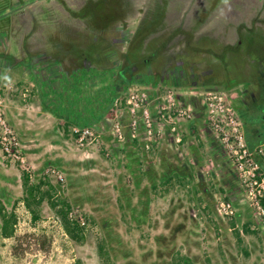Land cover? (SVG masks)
Returning a JSON list of instances; mask_svg holds the SVG:
<instances>
[{
  "label": "rangeland",
  "instance_id": "374dc122",
  "mask_svg": "<svg viewBox=\"0 0 264 264\" xmlns=\"http://www.w3.org/2000/svg\"><path fill=\"white\" fill-rule=\"evenodd\" d=\"M204 6H264V0H0L1 98L30 170L0 150V201L17 216L15 237L0 234V264H102L100 245L109 264H182L185 257L192 264H264V216L246 202L222 146L225 171L211 170L202 182L210 198L183 201L187 181L174 179L178 192L160 185L166 170H140L138 155L113 137L107 121L112 102L126 87L140 84L150 91L142 78L155 81L158 92L177 89V83L159 84V78L173 69L183 74L186 56L192 55L213 71L202 88L224 91L242 120L254 117L263 127L264 28L246 31L240 45L202 28L187 34L189 15L194 12L197 21ZM248 61L252 75L240 69ZM111 83L124 88L116 89L99 121L87 124L101 131L102 147H78L63 132L65 119L47 108L92 113L97 94L109 99ZM234 87L241 99L230 97ZM256 158L264 168V155ZM47 167L60 170L64 182L44 175ZM23 172L71 205L69 216L85 226L82 243L67 235L47 199L32 220L23 202ZM153 183L162 193L151 201ZM223 199L236 207L232 217L218 213ZM245 224L254 232L245 233Z\"/></svg>",
  "mask_w": 264,
  "mask_h": 264
},
{
  "label": "crops",
  "instance_id": "0c3cea01",
  "mask_svg": "<svg viewBox=\"0 0 264 264\" xmlns=\"http://www.w3.org/2000/svg\"><path fill=\"white\" fill-rule=\"evenodd\" d=\"M215 7H202L201 18L197 19V21L193 20L195 17L194 12L189 15V21L185 25L186 33L192 34L193 28H202L205 33H213V38L217 37L226 42V38L230 37L232 39L230 43L240 45L245 36V39L248 38V35L245 33L246 31L255 30L256 28L262 30L264 28V6ZM192 11L194 10L192 9ZM178 64L182 65L183 63L179 62ZM243 66L240 68L243 73L252 75V69L249 68L251 66L253 68L254 65L248 61L244 62ZM186 68V70L184 69L185 72L181 71L185 73V76L183 75L184 73L179 75L178 71L173 69L170 72H166V78H159V84L162 82L163 86L165 85L164 87L168 84L169 86H173L174 83H177L176 86L180 92L177 97L182 101L189 102L193 108L192 116L188 119L181 120L177 125L178 132L181 135V141L177 142L175 134L168 128H164L160 136L151 143L150 149L144 148L140 139H129L127 144L130 154L138 155L137 167H140V170L144 172V170L149 171L152 169L153 173L166 170V175L158 180L160 185L166 183L168 186L167 190L175 189L174 191L178 192L179 188L174 187V179L177 178L180 183L185 180L187 181V192L183 195L184 198L182 197V200H190L192 202L197 200V202L203 201L205 203V195L208 197L210 194L209 188L203 186L202 183L205 173L215 171L218 174L223 169L225 171L224 159H221L220 155L221 145L206 119L204 108L197 94L198 86L202 88L209 84L205 75L212 74L211 72L213 71L210 68H206L201 58L192 55L186 56ZM195 68L197 69L195 70ZM258 69H262V67ZM262 74H264V70ZM142 81V84L152 85L150 88V91H152L150 99L155 100L160 93L157 91L155 81L148 82V79L145 78H142ZM188 84L190 85L189 87ZM235 88L237 87L233 88V99H241L242 91L236 92L234 90ZM242 121L244 123V132L248 144H251L253 147L260 144L264 137V125L263 127L262 125L259 126L255 122L254 117L243 119ZM146 172L143 175H146ZM221 176L225 178L224 175ZM157 185L153 183L151 186L153 187L154 193L150 197L151 201H154L155 197L162 193H156ZM225 185L229 189V182L226 181L223 186Z\"/></svg>",
  "mask_w": 264,
  "mask_h": 264
},
{
  "label": "built area",
  "instance_id": "2783aa9c",
  "mask_svg": "<svg viewBox=\"0 0 264 264\" xmlns=\"http://www.w3.org/2000/svg\"><path fill=\"white\" fill-rule=\"evenodd\" d=\"M199 90L197 94L201 96L206 119L235 168L246 202L259 216H264L261 203L264 196V168L256 158L264 155V137L260 144L249 147L243 122L224 91L215 88ZM179 94L175 87H167L155 100H151L148 88L140 84L126 87L122 95L112 102L107 118L113 137L119 142L140 139L144 148L150 149L162 130L168 128L175 134L176 141L180 142L177 125L192 116L193 108L189 102L180 100L177 97ZM2 95L3 91H0V150L6 159L24 166L26 156L23 146L8 122ZM70 134L78 147H102L101 131L96 128L73 125ZM24 169L30 173L28 167L24 166ZM44 175L56 178L61 184L64 182L62 172L54 167H47ZM217 211L220 215L232 217L237 210L229 200L223 199L219 201Z\"/></svg>",
  "mask_w": 264,
  "mask_h": 264
},
{
  "label": "trees",
  "instance_id": "16d2710c",
  "mask_svg": "<svg viewBox=\"0 0 264 264\" xmlns=\"http://www.w3.org/2000/svg\"><path fill=\"white\" fill-rule=\"evenodd\" d=\"M86 70V69H84ZM78 71V70H76ZM110 85V84H109ZM112 91L109 99L107 97H103V94H97V99H100L96 103V110L92 113L87 112V114L76 113L71 114L69 112H56L53 106H51L50 100H47V106H51L47 108L59 118H64L62 128L65 135L70 133V127L73 125L82 127L88 126L87 124H93L100 120V118L104 115L105 111L108 109L111 104L114 95L113 93L116 89H123L124 86H118L114 83H111ZM247 141V140H246ZM248 144V142H247ZM249 147H253L251 144ZM22 179V187H23V202L25 207L31 213V218L33 221L38 219V207L42 203L44 199L49 201V205L51 209L55 212L56 216L59 218L61 225L63 226L67 235L76 243H82L85 240V226L79 220L73 219L69 216V212L71 210V205L65 199L53 198V192L51 191V187L41 190V185L45 183L43 180H40L37 184H33L30 182V177L27 172H23L21 174ZM261 203L264 207V196L261 198ZM0 234L2 237L10 238L15 237V224L17 222V216L13 210L7 211L4 207L3 203L0 201ZM234 226V223H232ZM243 231L247 234L253 233L254 230L249 228L248 224L243 226ZM234 235L237 239V242L240 244L242 241V237L240 236V231L238 229H234ZM45 243V239L42 241V244ZM99 254L102 256V264H109V259L106 256L104 248L102 245L99 246ZM182 264H192L190 258H182ZM176 264H180L179 262Z\"/></svg>",
  "mask_w": 264,
  "mask_h": 264
},
{
  "label": "flooded vegetation",
  "instance_id": "af4514ba",
  "mask_svg": "<svg viewBox=\"0 0 264 264\" xmlns=\"http://www.w3.org/2000/svg\"><path fill=\"white\" fill-rule=\"evenodd\" d=\"M241 118V117H240ZM242 120V119H241ZM243 122V121H242ZM243 126H244V123H243Z\"/></svg>",
  "mask_w": 264,
  "mask_h": 264
},
{
  "label": "clouds",
  "instance_id": "9594fccd",
  "mask_svg": "<svg viewBox=\"0 0 264 264\" xmlns=\"http://www.w3.org/2000/svg\"><path fill=\"white\" fill-rule=\"evenodd\" d=\"M6 79H7V77H6Z\"/></svg>",
  "mask_w": 264,
  "mask_h": 264
}]
</instances>
